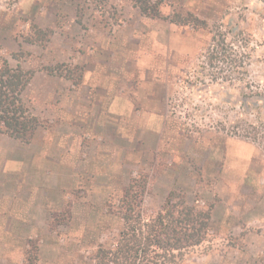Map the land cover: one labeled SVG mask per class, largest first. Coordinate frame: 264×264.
Listing matches in <instances>:
<instances>
[{"label": "rangeland", "instance_id": "1", "mask_svg": "<svg viewBox=\"0 0 264 264\" xmlns=\"http://www.w3.org/2000/svg\"><path fill=\"white\" fill-rule=\"evenodd\" d=\"M188 13L210 33L169 21ZM161 14L0 0V59L32 71L21 98L48 121L30 143L0 133V264H22L29 241L36 264H97L122 226L105 203L139 171L149 213L170 190L211 206L179 264H264V0H164ZM31 25L53 30L45 45L24 41Z\"/></svg>", "mask_w": 264, "mask_h": 264}, {"label": "trees", "instance_id": "2", "mask_svg": "<svg viewBox=\"0 0 264 264\" xmlns=\"http://www.w3.org/2000/svg\"><path fill=\"white\" fill-rule=\"evenodd\" d=\"M131 1L143 15L152 19L162 18L164 0ZM169 21L210 33L206 22L193 14L188 13L186 20L177 16L169 18ZM31 31V34L23 36L24 41L42 46L53 33L51 28L42 29L37 25H31ZM211 40L215 42L216 35ZM206 52L209 60L215 57L213 49ZM223 55L234 67L239 66V59L234 54L231 56L228 52ZM62 66L69 68L66 64ZM47 71L70 78L69 74H62L63 70H55L52 66ZM31 77L32 71L19 64L13 68L5 57L0 59V133L22 143L32 142L38 129H47L48 126L46 119L33 114L22 101L21 94ZM257 95L254 94L256 100L260 99ZM245 134L256 139L255 134L250 136L248 131ZM147 178L144 171L130 175L121 192L107 199L106 211L119 217L122 226L115 242L100 244L96 248L92 258L97 264H179L186 253L207 240L212 225L211 206L190 204L185 194L170 190L159 209L149 213L143 205ZM25 252L22 264H36L38 244L29 241Z\"/></svg>", "mask_w": 264, "mask_h": 264}, {"label": "crops", "instance_id": "3", "mask_svg": "<svg viewBox=\"0 0 264 264\" xmlns=\"http://www.w3.org/2000/svg\"><path fill=\"white\" fill-rule=\"evenodd\" d=\"M97 89H98V91H100V87H98ZM97 102H98V101H96V103H97ZM114 102L116 103V100H115V99L112 101L111 106L113 105ZM53 159H54L55 162H61L60 160H58V158H56V159L53 158ZM57 177H58V175H57ZM58 179L61 180V178H59V177H58ZM57 182H58V183H57V186H56V187H57V188H60V189H63V188H61L62 182H61V181H57ZM60 191H63V190H60Z\"/></svg>", "mask_w": 264, "mask_h": 264}]
</instances>
